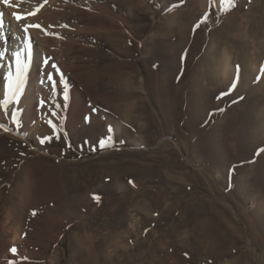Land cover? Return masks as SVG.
Wrapping results in <instances>:
<instances>
[{
	"label": "rangeland",
	"instance_id": "rangeland-1",
	"mask_svg": "<svg viewBox=\"0 0 264 264\" xmlns=\"http://www.w3.org/2000/svg\"><path fill=\"white\" fill-rule=\"evenodd\" d=\"M5 26L92 104L5 115L0 264H264V0H0Z\"/></svg>",
	"mask_w": 264,
	"mask_h": 264
},
{
	"label": "bare ground",
	"instance_id": "bare-ground-1",
	"mask_svg": "<svg viewBox=\"0 0 264 264\" xmlns=\"http://www.w3.org/2000/svg\"><path fill=\"white\" fill-rule=\"evenodd\" d=\"M46 41V39L43 41L45 45ZM24 42L25 39L18 29L14 27L9 29L7 26L0 29V127L4 128L1 131L8 129L7 123L3 120L9 111H13L16 115L17 112H21V116L27 122V132L33 136L42 129H49L48 121L55 119L58 120L61 127L65 126L69 118L72 119L71 124L77 126L82 119L87 117L92 103L87 100L88 103L85 104V100H83V103L87 105L86 109L72 115L73 102L76 101L72 96L75 93V87H77V80L71 77L69 73L67 82L64 84L45 79L41 68L34 70L30 79L25 78V70H22L18 78L15 53L19 52L21 60H24ZM46 49L49 55H53L54 49L52 47ZM10 76L13 82L12 87L19 88L15 94L9 91ZM9 217L10 214L7 219ZM4 229L3 235L6 237L9 232L6 227ZM15 232L17 233L18 230Z\"/></svg>",
	"mask_w": 264,
	"mask_h": 264
},
{
	"label": "snow or ice",
	"instance_id": "snow-or-ice-1",
	"mask_svg": "<svg viewBox=\"0 0 264 264\" xmlns=\"http://www.w3.org/2000/svg\"><path fill=\"white\" fill-rule=\"evenodd\" d=\"M46 2V0H45ZM209 2L211 3V0H209ZM228 2L231 4L233 2V0H228ZM4 3L7 4L8 0H4ZM42 7V5H41ZM40 9L39 7L36 9L35 12L29 13L28 15H35L36 12H38ZM16 20L20 21L22 19V17L20 15H16ZM30 27H39V25H29ZM27 29H25L26 31ZM15 61H16V67H17V77L19 78L20 74L22 73L23 70V61L21 60V54L19 52L15 53ZM45 63H47V61H45ZM53 68H55V65H52ZM49 80H51V76L48 77ZM10 83H9V91L12 92L13 94H15L17 91H19V88H13L12 87V81H11V76H10ZM43 142V141H42ZM95 199L99 200V197H94ZM13 253H15V249H12Z\"/></svg>",
	"mask_w": 264,
	"mask_h": 264
}]
</instances>
